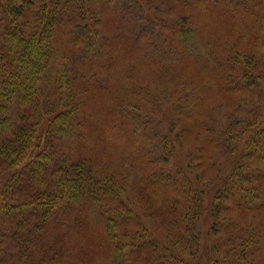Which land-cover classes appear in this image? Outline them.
<instances>
[{
    "label": "trees",
    "instance_id": "trees-1",
    "mask_svg": "<svg viewBox=\"0 0 264 264\" xmlns=\"http://www.w3.org/2000/svg\"><path fill=\"white\" fill-rule=\"evenodd\" d=\"M243 3L0 0V264H196L207 213L232 264L261 251L264 38L238 33Z\"/></svg>",
    "mask_w": 264,
    "mask_h": 264
},
{
    "label": "rangeland",
    "instance_id": "rangeland-1",
    "mask_svg": "<svg viewBox=\"0 0 264 264\" xmlns=\"http://www.w3.org/2000/svg\"><path fill=\"white\" fill-rule=\"evenodd\" d=\"M243 1H244V3L242 5H240L239 12L236 15L237 22H236V24H234L236 26V29H238V33L241 30L244 31V30L248 29L251 31L248 34V36L249 37L252 36V38H253L252 40L257 39L258 36H262L264 38V0H243ZM246 6H247V9L245 10ZM215 22L217 23L218 26L213 27L212 29H209L207 32L209 35H212L214 33H225V32H227L226 27H224V25L222 23L217 22V21H215ZM207 33L205 31L202 35L209 42L210 38L208 39ZM213 39H214V37H212V40ZM244 42H246V41H244ZM191 69L192 68H189L185 73L186 76L187 75L189 76V78L191 76H194L191 72ZM209 83H210V81L206 82V84H209ZM95 95H96V100L91 99L93 102H91L89 104V107L87 109L88 111H90L93 114L98 112V108H97V107H99L98 102L100 101L99 103H101V101L103 100V97L100 93H95ZM144 106L147 109L151 108L148 105V103L143 104V107ZM161 113H162V117H163L162 119H167V120L171 119V114H170L169 110L163 109L161 111ZM165 125H166V122H165ZM155 132L157 133V130ZM158 132H160V131H158ZM118 134H119L118 132L113 133L111 130L108 131V137L111 139L110 141L112 142V146H113L114 151L118 152L119 155L126 153V156H127L129 153L128 152L129 147L127 146V141L125 138L120 137ZM162 134L163 133H161V135ZM171 139H172V141H175V136H172ZM149 143L150 142H148V146H149ZM180 144H181V142H180ZM192 146H193L192 144L186 145L185 151H189ZM196 154H200V152H197ZM215 156H216V154L213 155V157H215ZM220 160L223 162L225 161L224 159H220ZM134 165L137 169L136 173L138 174L140 172V170L137 168L135 161H134ZM161 167L162 166L159 165V169H161ZM131 170H132V168L128 164L123 168V172L125 171L126 173L131 172ZM199 183H203V184H201L200 189H201V191L204 190V193H205L203 196L205 205H207V203H210V205H211V203H213V197L215 194L214 192L211 191L213 189L212 188H208V189L204 188V186H205L204 180L199 181ZM209 216L210 215H208V213L203 215V218L200 222V226L198 229V233L200 232V234H201V246H200V249H199L198 254H197L196 264H232V261L230 259H226V256L222 254L223 251L225 254H227V255L229 254V252L227 251L228 246L226 247V243L224 241H221V242H219L220 244H218V241L216 239H213V238L206 236L208 233L209 227L213 221V219L210 218ZM155 227L157 229L163 228L160 226V224L156 225ZM219 240H221L220 237H219ZM228 248H230V247H228ZM257 249H258V251L259 250H261V251H259L257 253L255 251V253H256L255 255H253L251 258H249V260H247V262H242L241 264H264V241L260 247L259 246L257 247ZM194 264H195V262H194Z\"/></svg>",
    "mask_w": 264,
    "mask_h": 264
}]
</instances>
